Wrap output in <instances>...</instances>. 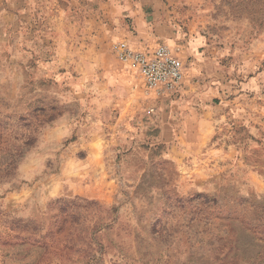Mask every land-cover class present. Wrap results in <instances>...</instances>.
Segmentation results:
<instances>
[{
    "label": "rangeland",
    "instance_id": "obj_1",
    "mask_svg": "<svg viewBox=\"0 0 264 264\" xmlns=\"http://www.w3.org/2000/svg\"><path fill=\"white\" fill-rule=\"evenodd\" d=\"M0 264H264V0H0Z\"/></svg>",
    "mask_w": 264,
    "mask_h": 264
},
{
    "label": "built area",
    "instance_id": "obj_2",
    "mask_svg": "<svg viewBox=\"0 0 264 264\" xmlns=\"http://www.w3.org/2000/svg\"><path fill=\"white\" fill-rule=\"evenodd\" d=\"M118 59L135 68L146 87L157 94L176 91L182 82L184 64L166 42L150 50H138L125 40L113 45Z\"/></svg>",
    "mask_w": 264,
    "mask_h": 264
},
{
    "label": "crops",
    "instance_id": "obj_3",
    "mask_svg": "<svg viewBox=\"0 0 264 264\" xmlns=\"http://www.w3.org/2000/svg\"><path fill=\"white\" fill-rule=\"evenodd\" d=\"M110 2L111 1H113V2H118V1H123V0H109ZM162 25L160 26V28H158L159 29V32H158V30H157V32L160 34V36L161 35H163V36H167V35H170L171 33H172V30H171V25H170V27L167 25V24H165V23H161ZM148 39H150V36L148 35V37H147ZM160 38V37H159ZM161 40L163 39L162 38V36H161V38H160ZM154 48V47H153ZM144 50H146V49H144Z\"/></svg>",
    "mask_w": 264,
    "mask_h": 264
}]
</instances>
